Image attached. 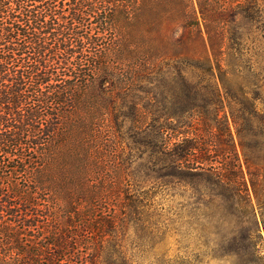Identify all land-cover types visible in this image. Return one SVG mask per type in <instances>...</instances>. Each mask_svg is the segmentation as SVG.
Segmentation results:
<instances>
[{
	"label": "trees",
	"instance_id": "1",
	"mask_svg": "<svg viewBox=\"0 0 264 264\" xmlns=\"http://www.w3.org/2000/svg\"><path fill=\"white\" fill-rule=\"evenodd\" d=\"M247 1L0 0V264H142V173L259 255L236 230L264 207V111L230 30Z\"/></svg>",
	"mask_w": 264,
	"mask_h": 264
},
{
	"label": "rangeland",
	"instance_id": "2",
	"mask_svg": "<svg viewBox=\"0 0 264 264\" xmlns=\"http://www.w3.org/2000/svg\"><path fill=\"white\" fill-rule=\"evenodd\" d=\"M243 8L247 9L245 14L248 16L236 13V20L231 24L232 36H242L241 43L235 44L232 52L237 69L250 72L252 75L249 80L252 84L257 83L251 91L258 97V106L264 111V0H249ZM241 9L237 8V12ZM233 130H236L234 125ZM126 152L131 153L128 148ZM133 159L132 169L142 162L140 158ZM128 172H131L130 169ZM134 178L131 186L144 196L148 191L153 202L147 212L149 223L140 224L137 230L130 232L134 241L129 244L128 254L142 260V264H264V207L262 209L256 205L254 216H251L253 221L251 219L242 229H236L238 235L241 232L248 233V229H255L258 235L255 240L259 255L244 253L242 256L239 251L232 250V246L229 253L217 240L220 236L207 238L205 232L194 230L184 220H180V217L185 218L184 212L180 214L182 216L178 215L180 210L183 211L181 204L184 202L186 205L188 202L186 197L178 194L182 189H174L170 184H163L161 179L148 178L144 173ZM256 218L259 226L254 222ZM225 230L228 232L231 227L226 226L222 232ZM145 238H149L148 241ZM154 239L161 242L155 245Z\"/></svg>",
	"mask_w": 264,
	"mask_h": 264
}]
</instances>
